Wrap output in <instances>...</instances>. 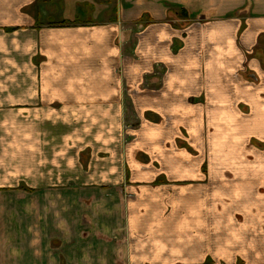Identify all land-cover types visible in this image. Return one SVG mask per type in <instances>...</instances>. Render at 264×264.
Masks as SVG:
<instances>
[{
    "label": "crops",
    "instance_id": "1",
    "mask_svg": "<svg viewBox=\"0 0 264 264\" xmlns=\"http://www.w3.org/2000/svg\"><path fill=\"white\" fill-rule=\"evenodd\" d=\"M52 198L127 248L0 264H264V0H0V205Z\"/></svg>",
    "mask_w": 264,
    "mask_h": 264
},
{
    "label": "rangeland",
    "instance_id": "2",
    "mask_svg": "<svg viewBox=\"0 0 264 264\" xmlns=\"http://www.w3.org/2000/svg\"><path fill=\"white\" fill-rule=\"evenodd\" d=\"M21 189L23 185L21 184ZM56 197V195H55ZM53 205H46L45 212L42 209V213L51 218V226L46 227L47 230L42 231V227L39 226L37 221L36 211L38 205H36V211L34 214L31 210V205H21V214L14 217L19 219L21 225L19 232L18 227H11L7 221L11 215L6 214L3 211V206L0 205V249H75V248H127L128 243L119 240V236H125L124 227L121 225L117 227V232L114 231L115 227L111 226H98L97 224H89L90 217L93 213L88 207L84 210V216H80L79 225L68 224L63 220L64 214L69 212V217L75 218V209L71 208L69 211L63 208L65 205L55 204L57 199L52 198ZM88 206V205H87ZM24 210V211H23ZM26 212L31 213V216L27 218ZM71 212V213H70ZM90 215V217H89ZM13 217V219H14ZM31 219V220H30ZM34 221L33 223H29ZM75 221V220H74ZM73 222V221H72ZM75 223V222H73ZM24 224V225H23ZM118 238H117V235ZM14 238H16L14 240ZM127 240V239H126ZM115 242L116 245L113 243ZM94 245V247H92Z\"/></svg>",
    "mask_w": 264,
    "mask_h": 264
}]
</instances>
